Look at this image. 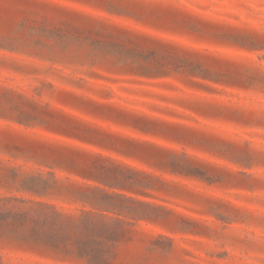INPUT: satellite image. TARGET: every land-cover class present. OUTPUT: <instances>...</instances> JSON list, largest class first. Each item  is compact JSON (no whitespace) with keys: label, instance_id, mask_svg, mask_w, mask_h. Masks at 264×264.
<instances>
[{"label":"rangeland","instance_id":"374dc122","mask_svg":"<svg viewBox=\"0 0 264 264\" xmlns=\"http://www.w3.org/2000/svg\"><path fill=\"white\" fill-rule=\"evenodd\" d=\"M85 196L154 205L109 264H264V0H0V199ZM8 228L0 264H84Z\"/></svg>","mask_w":264,"mask_h":264},{"label":"trees","instance_id":"16d2710c","mask_svg":"<svg viewBox=\"0 0 264 264\" xmlns=\"http://www.w3.org/2000/svg\"><path fill=\"white\" fill-rule=\"evenodd\" d=\"M21 188L43 194L55 185L43 174L27 175ZM0 228L8 227L22 242H32L65 255H72L84 264H109L118 242L123 239L126 220L114 213H124L134 219L149 218L151 203L139 201L147 209L125 206L102 197L85 196L83 200L97 209H83L68 213L43 200L19 197H1ZM114 212V213H112Z\"/></svg>","mask_w":264,"mask_h":264}]
</instances>
